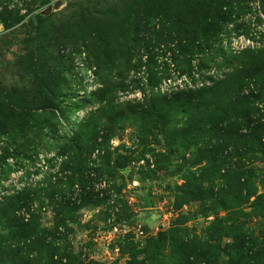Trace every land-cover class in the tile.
Wrapping results in <instances>:
<instances>
[{"label": "rangeland", "instance_id": "rangeland-1", "mask_svg": "<svg viewBox=\"0 0 264 264\" xmlns=\"http://www.w3.org/2000/svg\"><path fill=\"white\" fill-rule=\"evenodd\" d=\"M4 3L0 233L21 193L55 262L264 264V0Z\"/></svg>", "mask_w": 264, "mask_h": 264}, {"label": "trees", "instance_id": "trees-1", "mask_svg": "<svg viewBox=\"0 0 264 264\" xmlns=\"http://www.w3.org/2000/svg\"><path fill=\"white\" fill-rule=\"evenodd\" d=\"M203 22H198V25H201ZM141 66V65H139ZM166 75V74H165ZM167 77V78H166ZM166 79H169V76H166ZM144 81V80H143ZM143 81H139L138 85H142ZM150 84H154L155 82L153 81L152 78H148V81ZM248 99V98H247ZM18 110L12 109V112L16 113ZM22 111V110H21ZM21 111L18 113L20 116L25 117L26 121H29L28 115L22 114ZM75 110H73L74 112ZM24 115V116H23ZM22 155V154H21ZM8 156H5L4 159L5 161L8 159ZM21 193H18L15 196H10L6 198V203L5 207L6 210H3L2 215L4 212H8V216L13 217H4L3 220H6V232H1L0 233V251L4 250L3 256H0V264H35L34 261H37L39 263L40 261H46V264H63L61 260L63 259L62 257H59V261L55 262L53 261V258L56 256L58 253V248L55 246V241L51 242H46V237L40 238L38 237L37 234V229H38V222L37 219H34L33 217L28 223H22L19 224V220L15 218V213L17 210H20L23 206H28V199H24L20 197ZM100 203V202H98ZM104 203V202H101ZM100 203V204H101ZM60 209V213L62 215H65V210H61L60 205L57 207ZM77 207H75L76 209ZM76 211V210H75ZM19 224V226H17ZM60 225H64V221L60 222ZM33 238L32 241H30V238ZM13 242L16 243H23L24 246L30 247L31 250L29 251H21L18 254H14L13 252L10 251V244ZM32 251H36L40 253H37L38 260L33 258L32 254H29L30 252L33 253ZM46 251L47 255L45 257L42 256V252ZM5 255V256H4ZM47 259V260H46Z\"/></svg>", "mask_w": 264, "mask_h": 264}, {"label": "built area", "instance_id": "built-area-1", "mask_svg": "<svg viewBox=\"0 0 264 264\" xmlns=\"http://www.w3.org/2000/svg\"><path fill=\"white\" fill-rule=\"evenodd\" d=\"M1 3H2V4H5V3H4V0H0V9H1V7H2Z\"/></svg>", "mask_w": 264, "mask_h": 264}, {"label": "water", "instance_id": "water-1", "mask_svg": "<svg viewBox=\"0 0 264 264\" xmlns=\"http://www.w3.org/2000/svg\"><path fill=\"white\" fill-rule=\"evenodd\" d=\"M58 6H59V4H56V5H55V8H57Z\"/></svg>", "mask_w": 264, "mask_h": 264}]
</instances>
